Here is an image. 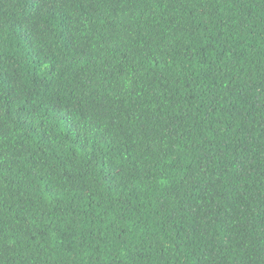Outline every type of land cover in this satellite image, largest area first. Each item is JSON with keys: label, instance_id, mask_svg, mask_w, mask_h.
Returning a JSON list of instances; mask_svg holds the SVG:
<instances>
[{"label": "trees", "instance_id": "trees-1", "mask_svg": "<svg viewBox=\"0 0 264 264\" xmlns=\"http://www.w3.org/2000/svg\"><path fill=\"white\" fill-rule=\"evenodd\" d=\"M0 264H264V0H0Z\"/></svg>", "mask_w": 264, "mask_h": 264}]
</instances>
